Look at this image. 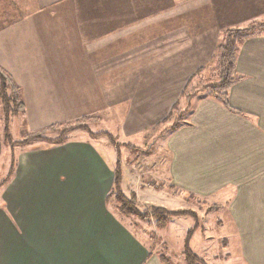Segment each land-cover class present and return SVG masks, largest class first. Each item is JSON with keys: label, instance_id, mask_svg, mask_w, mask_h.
I'll use <instances>...</instances> for the list:
<instances>
[{"label": "crops", "instance_id": "0c3cea01", "mask_svg": "<svg viewBox=\"0 0 264 264\" xmlns=\"http://www.w3.org/2000/svg\"><path fill=\"white\" fill-rule=\"evenodd\" d=\"M157 1L0 0L17 13L0 18V67L20 89L26 133L91 116L118 120L124 138L141 135L184 101L221 30L264 17V0H186L187 14L168 18L151 8ZM235 71L227 106L198 92L181 125L159 132L173 131L164 152L151 146L149 155L165 167L167 186L156 188L164 196L213 207L215 232L229 231L237 246L231 261L264 264V34L239 45ZM91 142L68 137L11 152L12 172L0 184V264H187L191 231L189 248L203 264L224 262L204 256L211 237L189 206L199 224L192 219L178 260L135 233L111 206L115 163ZM3 145L0 112V154ZM126 179L139 205L152 203L138 177Z\"/></svg>", "mask_w": 264, "mask_h": 264}, {"label": "rangeland", "instance_id": "374dc122", "mask_svg": "<svg viewBox=\"0 0 264 264\" xmlns=\"http://www.w3.org/2000/svg\"><path fill=\"white\" fill-rule=\"evenodd\" d=\"M156 1V0H155ZM33 2V0H32ZM186 0H174V4L172 6L166 7L169 5V1L166 0H158L156 3H154L151 8L153 11L159 9L157 12L163 16H166L168 18V15H173L176 12H184L185 15L187 14L188 7L182 6V4L185 3ZM5 3H3L4 5ZM2 5V6H3ZM0 6V18H10L11 14L16 13V11H13V8L7 7V6ZM17 11H23L24 7H17L15 8ZM34 10V7H32ZM17 14V13H16ZM159 17V18H161ZM185 17V16H184ZM253 20V19H252ZM252 20L246 19L243 22H240L238 24L232 25V27H242L245 26L247 23H249ZM264 20V17L261 19H255V21H262ZM222 30L219 33V39L221 40L222 37ZM258 34H264L263 33H257ZM216 48L212 57V60L205 65L202 70L199 72H196L198 75L194 76L193 78H190V83L192 85L196 84L199 77H207L209 75V72L211 69L214 68L216 64ZM185 103L184 101H180L177 104V107L184 108ZM175 114L171 113L170 118L167 120V122H162L159 125H156L153 128H149L145 131V133L141 135H131L129 138L123 137L121 134H115V126L118 125V120L115 119H108L107 121H101L100 123H97L96 119H93L91 116H87L81 123H85L88 127V131L84 130L83 128H77L73 129L70 132L67 133V137L69 139H81L86 138L91 140L92 144L99 149V153L102 155V157L106 158L107 160L112 159L114 161L115 165L113 167V170L118 166L121 172V178L119 182L118 190H120L123 194L129 196L130 193L129 189L132 187L130 185V180L126 179L127 176H136L139 178L138 185L141 186L142 184L145 186L143 189H141L140 193L143 199L152 202L151 204L159 203L161 205H165V208L171 210V209H184V206H189L194 209V211L198 212V214L202 217L201 224H204V228H208L205 236L211 237V239L206 240L207 241V248H206V255L208 258L213 259L216 254H220L223 256L224 262L222 264H239V260L237 261H231L230 258L226 255L230 251V255H239L238 249L236 244L231 241L233 238H230L227 236V233L229 231H222L215 232L216 229H221L219 224L221 225V220L219 219V216L216 215V212H213V207L208 206L205 202L198 198H193L191 196H188L187 194H180L176 197H167L163 194H166L162 191H160L159 186H167L165 183L166 176L165 174V167L161 165L158 168V164L155 168L154 161L152 159V154L155 155L159 152H164L163 145L165 142V139L167 135L173 131H167L166 134L159 133L163 131V129L168 126L172 120ZM89 118L91 120H89ZM186 115H184L183 120H185ZM76 119H68L66 122H71ZM65 123V122H64ZM10 136L11 141L15 142L13 146H9L4 143L3 148L1 149L0 154V181L6 177V175L9 172V158L11 157V152L17 153V151L21 147H29L28 145H34L38 142H43L41 140L32 141L29 144H19L16 143L17 141L22 140L25 133L27 132L26 123L24 121V118L20 115L13 116L10 119ZM107 131L111 133L118 143V146H116L112 143L111 140H109L106 135L104 134H97L98 132ZM58 130H46L43 132L42 136L46 138H55L57 137ZM94 133L95 135L90 134ZM43 144V143H42ZM151 146H157L156 151L153 152L151 155H149ZM12 147V150H11ZM157 152V153H156ZM165 155V153H163ZM114 173V172H113ZM114 175V174H113ZM3 181V180H2ZM1 181V182H2ZM2 185V183H0ZM0 185V186H1ZM133 189V188H132ZM127 192V193H126ZM117 189L112 187L111 196H112V208L114 211L119 212L118 209V201L116 198ZM188 199H191V201H188ZM137 202V201H136ZM150 203H141L140 205L136 203L138 208L140 210H146ZM157 205V204H156ZM121 214V213H120ZM122 215V214H121ZM198 215V216H199ZM196 226L199 224L198 217L192 218L189 215H178L171 220H169L168 224L165 228H158L155 227L154 223H152L150 220H142L136 216H124L123 220L126 222L127 225L135 232L138 233L141 238H144L145 241L149 242L153 247L158 249V251L163 252L165 251V246L170 250V254L173 257V260H178L180 258V255L182 254V240L184 237V233L191 226L193 223ZM203 226V225H202ZM223 228L227 229V226H222ZM165 245V246H164ZM166 253V252H164ZM167 254V253H166ZM216 258V257H215ZM219 259V258H218ZM175 264V263H174ZM176 264H179L177 262Z\"/></svg>", "mask_w": 264, "mask_h": 264}, {"label": "trees", "instance_id": "16d2710c", "mask_svg": "<svg viewBox=\"0 0 264 264\" xmlns=\"http://www.w3.org/2000/svg\"><path fill=\"white\" fill-rule=\"evenodd\" d=\"M264 32V20L262 21H250L242 27H230L226 28L222 32L221 40L217 43L216 50V64L213 69L210 70L207 77H199L196 84L192 85L190 79L185 85L182 98L184 100V108H179L177 105L171 110V113L175 114L172 122L166 126L163 131L169 129H175L183 122V117L187 112L190 100L195 95L204 91L211 99L221 103L223 106H227L228 88L240 79L235 71V58L238 52L239 45L248 38L255 36L257 33ZM198 75V74H197ZM192 78V77H191ZM0 112H1V131L3 142L9 146H13L15 142L11 141L10 136V119L13 116H23L25 112V105L22 100L20 89L12 81L11 77L0 67ZM85 118L77 119L69 123L57 124L28 132L24 135L22 140L17 141L21 145L29 144L32 141L41 140L47 144H59L64 142L67 138V133L73 129L83 128L88 131V127L85 123H81ZM92 119V118H91ZM89 118V120H91ZM95 119V118H93ZM57 129L58 136L55 138H46L42 134L46 130ZM95 135L94 133H91ZM104 134L112 141V143L118 146L114 136L107 132H98ZM14 162H9V172L6 178L1 182L7 181L13 169ZM113 187L117 189L116 198L118 201V209L124 216H136L142 220H152L155 227L165 228L171 218L178 215H189L192 218L197 217L195 212L189 209H174L169 210L165 207L151 204L146 210H140L136 205V196L134 193H130L129 196L123 194L118 190L119 182L121 178V172L118 166L113 170ZM190 229L189 231H191ZM192 232V231H191ZM191 232L187 233L183 244V253L187 264H203V261L198 258L189 248L188 239L191 236Z\"/></svg>", "mask_w": 264, "mask_h": 264}]
</instances>
